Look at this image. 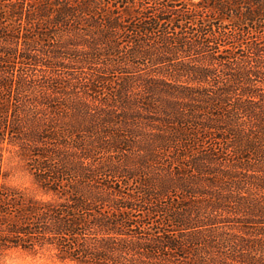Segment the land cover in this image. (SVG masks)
<instances>
[{
    "label": "trees",
    "instance_id": "trees-1",
    "mask_svg": "<svg viewBox=\"0 0 264 264\" xmlns=\"http://www.w3.org/2000/svg\"><path fill=\"white\" fill-rule=\"evenodd\" d=\"M0 233L77 264H264V0H0Z\"/></svg>",
    "mask_w": 264,
    "mask_h": 264
},
{
    "label": "rangeland",
    "instance_id": "rangeland-1",
    "mask_svg": "<svg viewBox=\"0 0 264 264\" xmlns=\"http://www.w3.org/2000/svg\"><path fill=\"white\" fill-rule=\"evenodd\" d=\"M197 1V0H195ZM4 151V170L8 173V185L21 190L27 196L40 198L31 177L25 170L15 150L6 147ZM2 233H0V240ZM0 264H77L59 259L51 250L27 251L20 248L2 249L0 247Z\"/></svg>",
    "mask_w": 264,
    "mask_h": 264
}]
</instances>
